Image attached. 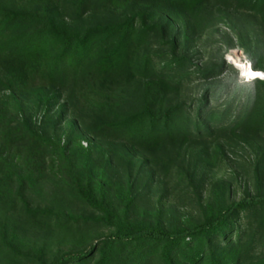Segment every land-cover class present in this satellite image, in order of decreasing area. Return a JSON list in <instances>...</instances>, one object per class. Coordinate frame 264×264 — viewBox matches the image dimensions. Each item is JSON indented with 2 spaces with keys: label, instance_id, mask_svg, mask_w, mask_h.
<instances>
[{
  "label": "trees",
  "instance_id": "1",
  "mask_svg": "<svg viewBox=\"0 0 264 264\" xmlns=\"http://www.w3.org/2000/svg\"><path fill=\"white\" fill-rule=\"evenodd\" d=\"M211 6L258 22L257 70L264 0H0V264H264V155L238 199L226 156L264 81L184 51Z\"/></svg>",
  "mask_w": 264,
  "mask_h": 264
},
{
  "label": "rangeland",
  "instance_id": "2",
  "mask_svg": "<svg viewBox=\"0 0 264 264\" xmlns=\"http://www.w3.org/2000/svg\"><path fill=\"white\" fill-rule=\"evenodd\" d=\"M211 7L212 8L208 10L207 19L211 21L212 27L201 34H196L193 37V42L189 43L184 51L190 57H193L194 64L197 66L218 65L220 60L223 59L229 68V70L224 73V79L233 76V68L237 76L244 82L254 81L247 78V76H251L250 70L264 73V58L259 60L260 67H258L257 70L254 69L251 58L239 46V40L240 38H245L250 47H254L260 38L258 22L254 19L237 15L227 10ZM249 63L251 64L250 69L248 67ZM190 93L191 92H189V94ZM26 108L29 113L31 106L26 104ZM54 115L55 114H52L50 116L51 118L49 117L45 119V122H42V115L38 114L35 118L36 125L42 129V131L51 133ZM64 127L65 124H61L58 130L62 131ZM58 130L57 132H59ZM82 145L85 148L88 147L86 141H84ZM260 152L264 155V143L256 141H249V143L239 142L236 147L234 146L227 149L226 156L233 162L232 167L234 171L240 175V181L237 182V184H232V189L234 191L233 199H238L244 191V187L246 186L245 182L248 177H250L257 158V153ZM151 193L149 197H151ZM151 198H154V195ZM25 235L29 239H37L36 237L38 236L39 238L41 232L39 233L34 229L30 231L25 230Z\"/></svg>",
  "mask_w": 264,
  "mask_h": 264
},
{
  "label": "snow or ice",
  "instance_id": "3",
  "mask_svg": "<svg viewBox=\"0 0 264 264\" xmlns=\"http://www.w3.org/2000/svg\"><path fill=\"white\" fill-rule=\"evenodd\" d=\"M249 68H251V64L249 63ZM259 77L261 79H264V73H260V72H256V71H252L251 76H249V79H253Z\"/></svg>",
  "mask_w": 264,
  "mask_h": 264
},
{
  "label": "built area",
  "instance_id": "4",
  "mask_svg": "<svg viewBox=\"0 0 264 264\" xmlns=\"http://www.w3.org/2000/svg\"><path fill=\"white\" fill-rule=\"evenodd\" d=\"M248 67H249V65H248ZM250 69V68H249ZM244 75H245V73H244ZM246 76V75H245ZM249 76H247V78H248ZM255 79H259V80H264V79H261V78H259V77H256V78H253V79H251V80H255ZM84 145H86V144H84Z\"/></svg>",
  "mask_w": 264,
  "mask_h": 264
},
{
  "label": "bare ground",
  "instance_id": "5",
  "mask_svg": "<svg viewBox=\"0 0 264 264\" xmlns=\"http://www.w3.org/2000/svg\"><path fill=\"white\" fill-rule=\"evenodd\" d=\"M252 71L250 70V75H251Z\"/></svg>",
  "mask_w": 264,
  "mask_h": 264
}]
</instances>
